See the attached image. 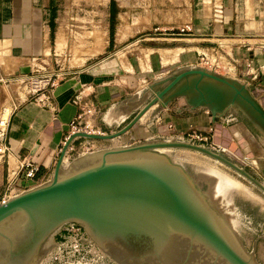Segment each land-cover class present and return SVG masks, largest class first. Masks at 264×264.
I'll return each instance as SVG.
<instances>
[{"label":"crops","instance_id":"1","mask_svg":"<svg viewBox=\"0 0 264 264\" xmlns=\"http://www.w3.org/2000/svg\"><path fill=\"white\" fill-rule=\"evenodd\" d=\"M183 25L188 32L172 33ZM207 45L223 51L227 64L218 72L247 82L264 110V0H0V113L10 110L0 196L8 172L24 156L33 155L39 171L32 179L21 174L14 194L52 178L78 113L72 102L77 92L96 108L94 129L114 132L150 99L147 84L193 64ZM37 64L48 74L59 73L46 96L21 86L29 77L20 68ZM166 123L180 133L205 132L212 120L202 108L190 109L177 98L165 107L151 106L115 138H78L72 144L96 151L145 142ZM212 126L214 140L220 135L226 147L235 140L238 156L249 152L250 164L244 166L264 185L261 137L238 114L217 117Z\"/></svg>","mask_w":264,"mask_h":264},{"label":"water","instance_id":"2","mask_svg":"<svg viewBox=\"0 0 264 264\" xmlns=\"http://www.w3.org/2000/svg\"><path fill=\"white\" fill-rule=\"evenodd\" d=\"M23 74L31 66L20 68ZM150 99L110 133L76 132L65 140L52 178L0 204V264H35L47 239L67 223L120 264H166L179 245L184 264L194 248L212 262L256 264L181 164L164 152L182 148L227 166L264 193V185L223 152L179 140L145 141L85 152L66 164L77 138L109 140L129 130L153 105L180 98L211 120L238 114L264 141V110L244 82L201 66L185 67L146 85ZM229 118H233L229 116ZM167 258V259H166Z\"/></svg>","mask_w":264,"mask_h":264},{"label":"rangeland","instance_id":"3","mask_svg":"<svg viewBox=\"0 0 264 264\" xmlns=\"http://www.w3.org/2000/svg\"><path fill=\"white\" fill-rule=\"evenodd\" d=\"M42 71L44 74L50 72L47 68H43ZM24 85L29 90L38 84L21 83V86ZM6 116L7 111H5L4 117ZM167 124L169 123H166L163 130H160L164 132ZM160 130L149 141H186L184 138L163 136L160 134ZM222 139L220 135H216L215 142L226 149H222L224 155L238 166L246 168L238 162V158L240 156H250L249 152L238 156L240 152L236 141L233 140L232 147H226L222 144ZM84 145L85 147H89V144ZM78 146H75L74 151L65 158L67 164L72 159L86 152L83 145ZM89 149H92V147ZM164 152L172 161L181 164L196 187L205 192V196L212 208L224 220L228 230L237 237L244 254L252 256L256 264H264V193L242 179L227 166L199 152L182 148H170ZM245 171L249 173L248 170ZM62 234V231L59 229L47 239L35 264H72L68 262H72L80 257L68 245V242L63 239ZM201 251L199 248H194L184 264H223L219 261L212 262L211 256ZM100 255L111 259L115 264H120L118 258H113L103 250L100 251ZM167 257L166 264H181L185 257V246L178 244L172 254ZM98 264H100L99 261Z\"/></svg>","mask_w":264,"mask_h":264},{"label":"built area","instance_id":"4","mask_svg":"<svg viewBox=\"0 0 264 264\" xmlns=\"http://www.w3.org/2000/svg\"><path fill=\"white\" fill-rule=\"evenodd\" d=\"M188 31L189 27L187 25H183L181 27H178L177 31L172 33L179 34L186 33ZM34 60L37 61V59ZM226 64L227 63L225 61L223 51H221L220 48L216 45H207L204 47L202 46L199 49V51L197 52L196 61L191 65L205 67L207 69L218 72V70L225 69ZM42 69L43 68L40 66V64H37L35 67H32V70L29 74H24V76L29 77L27 83L38 84L36 87L30 88L28 90L29 94L31 95H36L40 92L42 93V95L44 94L46 96V91H49V89L55 86L56 79L58 78L59 73L44 74ZM245 84L247 85V82ZM72 102L78 107V113L73 121L69 124L68 136L76 132L100 133L96 131L92 125V119L96 114V108L94 104L87 98V96L82 94V91H79L73 97ZM7 110L8 108L5 107L0 113V157H3L8 153V147L6 145V134L10 110L9 112H7V116L4 117L5 111ZM202 110L205 114H209L207 110ZM213 124L214 121H212V125ZM212 125L208 126L205 132H200L195 129L188 128L184 132L180 133L178 132V130H175L173 124L169 123L167 124L165 131H161L160 134L163 136L184 138L187 142L205 146L206 148L213 151L223 152L222 149L225 148L217 145L214 140V127ZM83 148L86 150V152H89V148L91 147H85V145H83ZM73 151L74 147L73 144H71L66 153V157H68L69 154H71ZM229 155L233 156L232 154ZM250 161L251 158L249 156H240V158H238V162L243 166L245 164H250ZM38 171L39 165L33 155H27L17 159V166L8 172L5 189L0 196V204L6 203L9 198L16 195L14 194V184L16 182V179L21 174H23L25 178L32 179L35 177V174ZM60 230L63 233V239L68 242V245L73 248L74 252L78 253V257L80 256L78 259L72 262L69 261L68 263L98 264L99 261L100 264H115L111 259L100 255L99 249L94 246L93 243L86 239L85 232L78 224L67 223L62 226Z\"/></svg>","mask_w":264,"mask_h":264},{"label":"trees","instance_id":"5","mask_svg":"<svg viewBox=\"0 0 264 264\" xmlns=\"http://www.w3.org/2000/svg\"><path fill=\"white\" fill-rule=\"evenodd\" d=\"M245 170H247L246 168H244Z\"/></svg>","mask_w":264,"mask_h":264},{"label":"bare ground","instance_id":"6","mask_svg":"<svg viewBox=\"0 0 264 264\" xmlns=\"http://www.w3.org/2000/svg\"><path fill=\"white\" fill-rule=\"evenodd\" d=\"M219 177H221V176H219ZM223 178V177H222Z\"/></svg>","mask_w":264,"mask_h":264}]
</instances>
